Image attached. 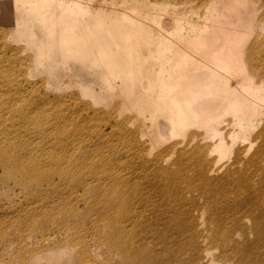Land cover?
I'll return each instance as SVG.
<instances>
[{"label":"bare ground","instance_id":"obj_1","mask_svg":"<svg viewBox=\"0 0 264 264\" xmlns=\"http://www.w3.org/2000/svg\"><path fill=\"white\" fill-rule=\"evenodd\" d=\"M127 1L92 11L77 0H4L3 21L30 38L38 61L103 67L133 97L141 137L170 140L117 158L106 183L68 177L71 163L49 176L85 185L102 207L96 236L119 264H264V0ZM19 134L0 129V179L30 186L40 166L19 154ZM61 198L69 219L88 218Z\"/></svg>","mask_w":264,"mask_h":264},{"label":"rangeland","instance_id":"obj_2","mask_svg":"<svg viewBox=\"0 0 264 264\" xmlns=\"http://www.w3.org/2000/svg\"><path fill=\"white\" fill-rule=\"evenodd\" d=\"M80 1L92 11L98 7L110 11L123 5L121 0ZM3 4L0 0V74L8 76H0V83L9 82L13 87L0 85V129L10 133L18 130L15 140L22 142L19 154L26 159L34 156L41 177L30 186H22L18 175L0 179V264H119L114 252L96 236L102 225V207L85 196L83 183L90 185L94 178L106 183L108 179L103 175L113 173L117 158L125 163L134 148L148 153L152 147L149 151L154 154L170 140L155 143L150 135L141 137L138 110L128 107L133 97L123 92L121 79L114 74L109 85L103 67L91 72L78 60L65 62L59 57L43 56L38 61V51L30 45V38L14 35L3 21ZM38 41L36 35L34 42ZM36 112L40 128L33 129L37 126ZM1 137L2 143L11 141L10 136ZM68 165V177L83 179V183L71 186L68 177L57 173L49 176L52 168L67 169ZM61 197L67 199L66 205L71 203L86 211L88 218L82 222L69 219L64 214L65 206L59 208ZM32 207L40 208L39 219L33 216ZM217 251L211 248L210 256Z\"/></svg>","mask_w":264,"mask_h":264}]
</instances>
